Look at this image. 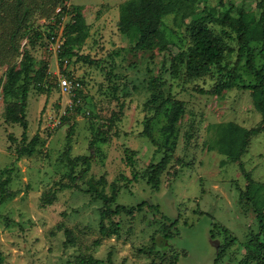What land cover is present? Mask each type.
Wrapping results in <instances>:
<instances>
[{"label":"rangeland","instance_id":"374dc122","mask_svg":"<svg viewBox=\"0 0 264 264\" xmlns=\"http://www.w3.org/2000/svg\"><path fill=\"white\" fill-rule=\"evenodd\" d=\"M125 1L0 0V184L9 176L3 169L12 168L6 188L14 192L0 203L5 264H78L81 255L89 254L104 264H157L162 250L175 259L173 264H260L250 251L255 248L251 240L260 232L254 200L264 210V132L252 136L240 161L220 147L222 126L234 123L250 129L262 124L253 90L238 87L258 82L249 65L250 50L235 32L230 37L222 25L209 23L222 37L223 63L198 77L181 66L176 76L168 51L139 47L120 31V6ZM220 1L198 0L199 11L218 6L221 12L233 4L257 19L262 13L260 0H224V6ZM76 6L89 34L75 49L99 59V65L69 56L60 62L64 28ZM162 28L182 49L194 44L191 29L177 24L173 14L165 16ZM261 48V41L252 42L258 70L264 64ZM17 71L29 75L28 141L39 138L35 153L20 159L17 147L24 128L5 115L9 104L21 102L16 96L5 98L12 88V72ZM67 81L73 85L71 91L63 87ZM227 81L233 84L224 86ZM172 100L182 103V114L175 148L167 154L143 131L149 128L165 142L161 129L167 117L158 108L170 106ZM113 114L119 119L109 125ZM72 126V157H91L83 173L85 164L78 161L73 166L64 154ZM99 126L109 137L91 147ZM127 148L135 150L132 159ZM167 155L170 162L156 188L149 180L151 165ZM175 167L179 173L174 177ZM245 171L255 181L249 196ZM73 174L79 176L78 187H66L53 204L43 205V194L69 183ZM101 176L108 180L106 193L117 186V203L130 208L147 200L154 207L132 214L108 212L103 200L86 192L90 179ZM3 194L0 188V199ZM102 223L109 234L101 231ZM67 227L73 229L72 241ZM261 237L264 240V232ZM158 248L162 250L157 253Z\"/></svg>","mask_w":264,"mask_h":264},{"label":"trees","instance_id":"16d2710c","mask_svg":"<svg viewBox=\"0 0 264 264\" xmlns=\"http://www.w3.org/2000/svg\"><path fill=\"white\" fill-rule=\"evenodd\" d=\"M220 4L224 6V0L220 1ZM259 5L262 7V13L259 19L254 15H250L244 8H236L233 4L227 10L221 11L218 6L205 7L202 12L199 11L198 0H127L120 6V31L130 40L136 42V45L142 48L153 50L158 48L162 51H168L171 56V69L172 72L178 76L181 72V66H186L187 73L192 77L202 76L207 73L212 65H221L225 59V48L222 42V37L215 33V31L209 26V23H217L223 26L224 33L230 37H233L232 33L235 32L241 41V43L250 50L249 65L251 69L256 71L258 82L255 84L238 85L239 88H249L253 90V96L258 108L262 111V124L258 127L244 128L234 123L222 126L223 137L221 139V148L224 152L234 161H240L242 156L247 151L252 136L264 132V64L261 69L255 67V57L252 56L251 44L253 41H261L262 48L261 53L264 58V0L259 1ZM236 10L237 14L232 12ZM61 11H65L62 8ZM70 11V10H69ZM72 21L67 23L64 28L63 40L59 50V59L63 63L65 58L69 56L70 59H77L78 61H84L93 65H99L100 60L91 56V54H84L80 51H76L75 48H81L88 37V27L85 18L81 12L79 6L75 7V12L72 9ZM173 14L175 22L179 25H187L191 31L194 39V44L188 47V49H182L178 44L171 42L166 38L163 31V23L166 15ZM178 46V51L173 50V46ZM26 56H31L30 52H26ZM27 63V58H26ZM29 70V66L26 69ZM235 74H233L234 78ZM29 75L26 73L23 76L22 71L12 72V88L6 93L5 98L11 99L13 96L18 97L21 102H14L7 106L6 119L14 123H20L23 128L22 144L17 147V158L20 159L24 154H34L36 150V144L38 143V135H35L29 140V121L26 114V100L29 92ZM21 81V82H20ZM231 81H234L232 79ZM20 82V84H18ZM157 82V79H156ZM155 82V83H156ZM233 82H225L224 86H231ZM222 86L218 85V90H221ZM51 86L48 88L50 91ZM169 101V100H167ZM171 105L160 106L158 113L167 117V123L161 129L162 135L165 136V142H160L153 134L151 130L145 129L143 134L151 138L152 142L160 149L164 148L169 154L174 150L176 145L175 137L177 136V124L182 114V103L180 101L172 100ZM119 119V115L113 114L109 119V125H113ZM74 126H72L67 135L68 145L65 149V156L68 158L71 164L76 165L78 161L83 162L84 168L81 173L88 171L90 167L91 157L85 155H77L72 157L71 152L73 150V134ZM105 130L103 126H99L94 138L91 140V147H94L99 141L106 142L108 135L104 136ZM174 137L172 140L171 138ZM126 152L130 159H132L135 150L127 148ZM170 162L169 156H165L160 162L151 165L153 173L150 176V182L158 188L160 185V176L166 169V166ZM241 167L245 170L243 164ZM12 168L6 167L3 172L9 173V176L3 179L0 184L1 191L4 193L0 199V203L3 202L5 197H10L14 194L13 191L8 190L6 185L10 181V173ZM179 170L177 167L171 173L174 177L177 176ZM249 178V190L245 192L247 196L250 194L251 186L255 184V181L251 177V174L245 171ZM76 174L71 175L69 183H62L59 188H56L51 193L43 194L41 201L43 205L53 204L58 198V192L62 191L66 187L77 186L78 183ZM137 177V176H136ZM89 188L86 192L95 195L97 198L104 201L106 209L111 213H120L122 211L127 213H134L137 210L142 211L146 206L153 208L154 205L144 200L138 203L136 206L128 208L126 205L117 203L118 188L113 186L111 194L104 191V188L108 185V180L105 176H101L99 180L91 178L88 182ZM255 202L258 219L260 222V232L251 240L252 245L255 248H251L252 253H256L260 259V264H264V240H262V233L264 232V210L260 209L259 203ZM116 203V207L112 208V204ZM73 229L66 228L68 240L72 241ZM101 231L106 234L110 233L104 223H102ZM169 237L170 235L167 234ZM158 245V243H154ZM164 246V245H163ZM162 249L158 248L155 252L158 253ZM225 250L220 247V254H224ZM156 253V254H157ZM251 256V254L249 253ZM170 255L166 251L162 250V257L157 264H173L175 259L169 257ZM79 263L83 264H104V260L96 257L94 254L81 255L79 257ZM6 255L0 249V264H5Z\"/></svg>","mask_w":264,"mask_h":264},{"label":"built area","instance_id":"2783aa9c","mask_svg":"<svg viewBox=\"0 0 264 264\" xmlns=\"http://www.w3.org/2000/svg\"><path fill=\"white\" fill-rule=\"evenodd\" d=\"M72 83L71 82H65L64 84H63V87H64V89H65V91H71L72 90Z\"/></svg>","mask_w":264,"mask_h":264}]
</instances>
